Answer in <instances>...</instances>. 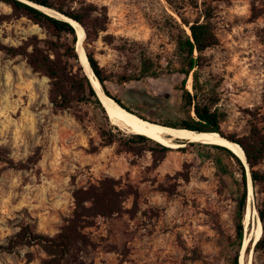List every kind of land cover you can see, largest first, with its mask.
<instances>
[{
	"label": "rangeland",
	"instance_id": "1",
	"mask_svg": "<svg viewBox=\"0 0 264 264\" xmlns=\"http://www.w3.org/2000/svg\"><path fill=\"white\" fill-rule=\"evenodd\" d=\"M74 1L77 7H98L88 24L89 37L83 28L80 46L107 71L137 73L143 56L162 67L157 78L109 83L111 93L157 123L183 117L177 88L183 76L166 69L169 59H177L164 21L168 14L180 19L168 1ZM172 1L191 19L204 2L215 8L220 42L206 51L202 74L211 85L218 83V106L227 113L223 132L240 137L253 125L264 126V0H198L199 9L190 0ZM34 37L52 38L0 1V44L23 47ZM49 89V78L35 72L22 55L0 49V154L19 165L0 160V244L7 245L26 224L35 232L55 235L76 207L74 192L109 177L116 181L118 210L90 218L74 264H231L237 251L240 262L243 256L247 264H255L254 245L248 254L244 245L254 239L260 196L249 192L239 249L230 181L218 173L214 150L200 144L214 143L179 139L168 145L165 156L149 150L118 152L117 143L100 145L99 109L82 103L55 111ZM117 155L119 161L109 159ZM257 168L264 171V160ZM110 169L123 174L115 177ZM45 258L36 245L0 250V264H42Z\"/></svg>",
	"mask_w": 264,
	"mask_h": 264
},
{
	"label": "trees",
	"instance_id": "2",
	"mask_svg": "<svg viewBox=\"0 0 264 264\" xmlns=\"http://www.w3.org/2000/svg\"><path fill=\"white\" fill-rule=\"evenodd\" d=\"M0 1L9 4L14 12L42 26L52 36L44 40L34 37L23 47H8L0 44V49L5 50L10 56L22 55L35 72L49 78V96L55 111L68 110L82 103L92 104L96 110L101 111L103 116V123L99 127V134L102 138L100 145L109 146L117 143L118 152L149 150L154 156L158 154L165 156L171 150L170 146L144 134L125 133L111 123L92 79L81 61L79 49L81 42L77 29L72 23L73 20L85 28L89 37L88 24L92 14L98 10L96 5L88 4L77 7L74 0ZM167 1L180 18L177 20L173 15L168 14L164 26L174 42V54L177 59V61L169 59L166 69L170 73H179L183 76L177 86L182 92L179 108L183 117H176L161 124L175 129L217 132L243 148L247 164L226 146L200 143L214 150L213 160L218 173L230 181L236 200L237 237L235 245L239 249L242 247L245 236L244 217L248 205L250 179L255 197L260 196L255 209L261 220L263 231L253 246V257L255 264H257V259L260 260V264H264V171L257 168L264 160V126L253 125L247 135L240 137L236 134L226 135L223 132L222 123L227 113L218 106L220 102L217 92L218 83L211 85L210 80L203 79L202 74L207 64L206 51L220 42L213 21L215 8L204 2L203 9L191 19L181 11L182 7L173 3L172 0ZM190 2L194 8H200L198 0H190ZM99 30H95L94 37L98 35ZM29 47L31 50L28 49ZM55 51H59L61 55H53L52 52ZM86 55L103 91L129 111L149 120L145 115L133 111L117 94L111 93L109 83L125 84L132 80L157 78L162 72V67L158 65V62L151 57L143 56L138 72L127 76L107 71L88 49H86ZM191 76L192 91L187 88V81ZM77 117L83 120L81 116L77 115ZM0 160L8 162L13 167L19 166L12 159H6L1 154ZM74 197L76 207L72 215L65 218L59 232L55 235L35 232L29 224H26L7 245L0 244V250L13 252L20 246L36 245L47 254L42 264H74L79 259L77 244L83 242V229L91 223L90 218L98 214L110 215L116 212L119 195L116 181L108 177L97 185L76 190ZM89 203L91 205H88ZM252 244L253 241L248 243L246 254L250 252ZM28 260L32 259L28 258ZM231 264H240L239 251L231 258Z\"/></svg>",
	"mask_w": 264,
	"mask_h": 264
},
{
	"label": "bare ground",
	"instance_id": "3",
	"mask_svg": "<svg viewBox=\"0 0 264 264\" xmlns=\"http://www.w3.org/2000/svg\"><path fill=\"white\" fill-rule=\"evenodd\" d=\"M75 25L80 42L84 38V30L83 28L78 25L76 22L72 21ZM189 31V30H188ZM81 44V43H80ZM79 44L80 49V58L85 67V70L88 72L90 78L92 79V83L101 99L103 106L106 109L108 117L112 124L116 125L120 129L128 130L129 132L136 133V134H144L162 144L170 145L174 144L176 140L179 139H187L192 141H200V142H207V143H214L218 145H223L231 149L236 155H238L246 164V155L242 147L236 142L228 141L226 138L221 137V135L217 132H197L189 129H175V128H168L166 125H162L160 123L154 122L151 123L150 120H142L138 118V116L134 113H130L127 110L120 107L113 99L108 98L104 95L101 84L97 81L92 69L90 67L87 55L84 51H82V46ZM189 88H192V78L190 77L189 80ZM252 181L249 180V190L252 191ZM251 198V197H250ZM250 211L248 210L247 216L250 217ZM257 226L255 230L253 229V245L259 240L262 235V223L257 218ZM249 243L246 241L244 247L246 249ZM244 249V251H245ZM251 260V259H250ZM240 264H247L245 259L242 256Z\"/></svg>",
	"mask_w": 264,
	"mask_h": 264
},
{
	"label": "crops",
	"instance_id": "4",
	"mask_svg": "<svg viewBox=\"0 0 264 264\" xmlns=\"http://www.w3.org/2000/svg\"><path fill=\"white\" fill-rule=\"evenodd\" d=\"M118 157V155L117 156H115L114 158L113 157H110L109 159H111L112 161H115V160H118L119 161V158H117ZM110 173V175H113V176H119L120 174H123V172L121 171V172H119V171H117V170H114V169H110V170H108ZM100 224H102V226H104L106 223H104V222H101Z\"/></svg>",
	"mask_w": 264,
	"mask_h": 264
},
{
	"label": "water",
	"instance_id": "5",
	"mask_svg": "<svg viewBox=\"0 0 264 264\" xmlns=\"http://www.w3.org/2000/svg\"><path fill=\"white\" fill-rule=\"evenodd\" d=\"M68 21H70V20H68ZM73 21V20H72ZM189 30V29H188ZM191 32H190V30H189V34H190ZM78 50V49H77ZM93 72V71H92ZM94 73V72H93ZM95 75V74H94ZM91 79V78H90ZM97 79V78H96ZM97 81H99L98 79H97ZM102 87V86H101ZM103 90V89H102ZM103 93H104V95L106 96V97H108V98H111V99H113L112 97H110V96H108L104 91H103ZM100 98V97H99ZM101 100V99H100ZM120 107H122L123 109H125V110H127L128 112H130V113H132V114H134L133 112H131V111H129L128 109H126L125 107H123L122 105H120L115 99H113ZM138 118H140V119H142V120H144L143 118H141V117H139L138 116ZM151 123H154V122H152L151 121ZM168 128H174V127H170V126H167ZM221 137H223L222 135H221ZM225 138V137H224ZM227 139V138H226ZM228 141H231V140H229V139H227ZM233 142V141H232Z\"/></svg>",
	"mask_w": 264,
	"mask_h": 264
}]
</instances>
